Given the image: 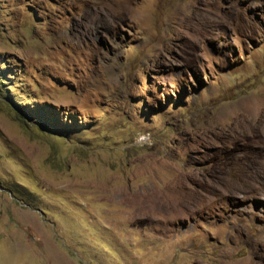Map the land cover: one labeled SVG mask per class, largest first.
<instances>
[{
  "label": "rangeland",
  "instance_id": "rangeland-1",
  "mask_svg": "<svg viewBox=\"0 0 264 264\" xmlns=\"http://www.w3.org/2000/svg\"><path fill=\"white\" fill-rule=\"evenodd\" d=\"M0 264H264V0H0Z\"/></svg>",
  "mask_w": 264,
  "mask_h": 264
}]
</instances>
